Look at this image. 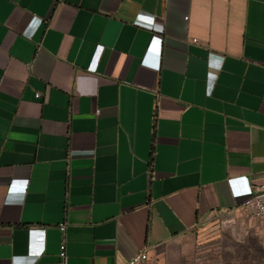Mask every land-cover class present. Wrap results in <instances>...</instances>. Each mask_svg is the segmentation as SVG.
Instances as JSON below:
<instances>
[{
	"label": "crops",
	"instance_id": "crops-1",
	"mask_svg": "<svg viewBox=\"0 0 264 264\" xmlns=\"http://www.w3.org/2000/svg\"><path fill=\"white\" fill-rule=\"evenodd\" d=\"M262 184L264 0H0V264H183Z\"/></svg>",
	"mask_w": 264,
	"mask_h": 264
},
{
	"label": "rangeland",
	"instance_id": "rangeland-1",
	"mask_svg": "<svg viewBox=\"0 0 264 264\" xmlns=\"http://www.w3.org/2000/svg\"><path fill=\"white\" fill-rule=\"evenodd\" d=\"M183 264H264V219L245 212L212 215L189 239Z\"/></svg>",
	"mask_w": 264,
	"mask_h": 264
},
{
	"label": "built area",
	"instance_id": "built-area-1",
	"mask_svg": "<svg viewBox=\"0 0 264 264\" xmlns=\"http://www.w3.org/2000/svg\"><path fill=\"white\" fill-rule=\"evenodd\" d=\"M153 39H157L158 42H161V39L159 38L154 37ZM91 68L95 69V65L93 64ZM11 190H13V188H11ZM23 190H26V187H24ZM243 208L251 219H255L256 217H262L264 219V184L255 187L254 194L243 203ZM64 229L65 226H62V230ZM60 257V264H68L65 243H63L61 246ZM148 259L149 252L148 249H145L139 253H136L125 264H146Z\"/></svg>",
	"mask_w": 264,
	"mask_h": 264
}]
</instances>
